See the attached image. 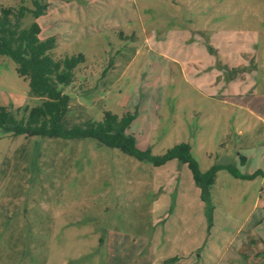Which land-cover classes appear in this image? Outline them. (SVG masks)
Segmentation results:
<instances>
[{
  "label": "rangeland",
  "instance_id": "1",
  "mask_svg": "<svg viewBox=\"0 0 264 264\" xmlns=\"http://www.w3.org/2000/svg\"><path fill=\"white\" fill-rule=\"evenodd\" d=\"M33 22L55 59L85 58L62 88L68 127L131 113L140 150L186 143L203 173L264 172V0H52ZM40 102L0 56V107ZM190 173L0 129V264H264V180L217 172L208 218Z\"/></svg>",
  "mask_w": 264,
  "mask_h": 264
},
{
  "label": "trees",
  "instance_id": "2",
  "mask_svg": "<svg viewBox=\"0 0 264 264\" xmlns=\"http://www.w3.org/2000/svg\"><path fill=\"white\" fill-rule=\"evenodd\" d=\"M50 1L31 0V8L22 5L17 9L10 6L0 8V56L12 60L19 77L28 81L31 96L41 99L40 104L31 110L27 106L17 109L18 113L21 112L20 118H16L7 107H0V129L4 133L14 137L25 135L65 141L92 139L104 147L120 149L123 154L157 168L176 160L190 170L194 185L200 190V199L207 204L208 218L213 211L209 192L217 172L225 170L232 178L239 180H252L255 177L264 180L262 171L243 175L230 165H212L203 173L192 156L190 145L186 143L176 144L159 156L152 155L149 149L140 150L133 137L127 134L135 114L126 113L123 117H117L106 113L99 121L68 127L64 116L68 112L69 98L62 88L72 83L74 70L85 58L77 54L57 60L53 56L54 37L40 39L41 29L35 22L27 28L21 27V20L27 14L35 20L45 15ZM170 261L174 262L175 259Z\"/></svg>",
  "mask_w": 264,
  "mask_h": 264
},
{
  "label": "crops",
  "instance_id": "3",
  "mask_svg": "<svg viewBox=\"0 0 264 264\" xmlns=\"http://www.w3.org/2000/svg\"><path fill=\"white\" fill-rule=\"evenodd\" d=\"M49 4H50V2H49ZM258 115H260V114H258ZM261 117H263L262 115H260ZM264 118V117H263ZM263 125H264V119H263ZM261 178V177H260ZM263 179V178H262ZM194 183V182H193ZM195 186V185H194ZM198 189V188H197ZM199 190V189H198ZM200 191V190H199ZM199 193V192H198ZM165 258H161V260H158L159 262L160 261H163ZM154 263V262H153Z\"/></svg>",
  "mask_w": 264,
  "mask_h": 264
}]
</instances>
